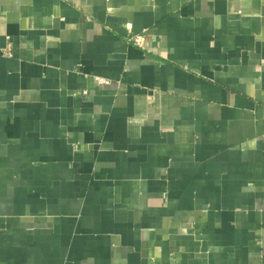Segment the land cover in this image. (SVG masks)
I'll list each match as a JSON object with an SVG mask.
<instances>
[{"label":"crops","instance_id":"crops-1","mask_svg":"<svg viewBox=\"0 0 264 264\" xmlns=\"http://www.w3.org/2000/svg\"><path fill=\"white\" fill-rule=\"evenodd\" d=\"M0 264H264V0H0Z\"/></svg>","mask_w":264,"mask_h":264},{"label":"built area","instance_id":"built-area-1","mask_svg":"<svg viewBox=\"0 0 264 264\" xmlns=\"http://www.w3.org/2000/svg\"><path fill=\"white\" fill-rule=\"evenodd\" d=\"M96 81L99 85H108L109 84V82L107 80L100 79V78H96Z\"/></svg>","mask_w":264,"mask_h":264}]
</instances>
